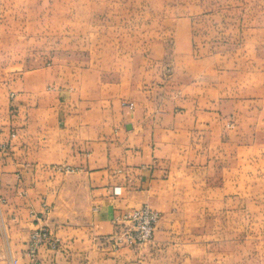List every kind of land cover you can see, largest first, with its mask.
<instances>
[{"label":"crops","instance_id":"crops-1","mask_svg":"<svg viewBox=\"0 0 264 264\" xmlns=\"http://www.w3.org/2000/svg\"><path fill=\"white\" fill-rule=\"evenodd\" d=\"M195 24L178 23L170 51L0 63V264H31L38 225L60 239L39 248L40 264H142L167 235L114 251L102 237L122 213L189 210L208 180L216 196L254 194L264 180V33L223 47Z\"/></svg>","mask_w":264,"mask_h":264},{"label":"rangeland","instance_id":"rangeland-1","mask_svg":"<svg viewBox=\"0 0 264 264\" xmlns=\"http://www.w3.org/2000/svg\"><path fill=\"white\" fill-rule=\"evenodd\" d=\"M189 16L196 17L206 42L241 45L251 29L263 38L264 0H0V63L89 54L104 60L120 50L161 44L170 51L178 23ZM214 184L208 180L205 195L191 196L189 210L168 213L148 203L160 214L150 242L116 245V222L102 241L114 251L141 250L151 248L163 231L162 251L144 256L142 264H264V180L256 179L248 196H216ZM30 262L40 264L38 257Z\"/></svg>","mask_w":264,"mask_h":264},{"label":"built area","instance_id":"built-area-1","mask_svg":"<svg viewBox=\"0 0 264 264\" xmlns=\"http://www.w3.org/2000/svg\"><path fill=\"white\" fill-rule=\"evenodd\" d=\"M160 219L159 212L148 203L130 209L119 215L115 222L119 231L114 235L115 244L127 246H142L150 242L155 234ZM38 224L40 220L37 219ZM27 253L36 262L39 248L47 245L50 249H58L60 239L46 225H38L33 229L28 241Z\"/></svg>","mask_w":264,"mask_h":264}]
</instances>
